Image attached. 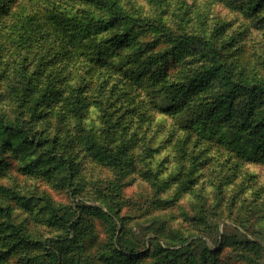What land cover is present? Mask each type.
Here are the masks:
<instances>
[{
  "label": "clouds",
  "instance_id": "1",
  "mask_svg": "<svg viewBox=\"0 0 264 264\" xmlns=\"http://www.w3.org/2000/svg\"><path fill=\"white\" fill-rule=\"evenodd\" d=\"M19 6L0 22V264H264V0H117L183 87L89 85L75 107L56 79L79 5Z\"/></svg>",
  "mask_w": 264,
  "mask_h": 264
},
{
  "label": "rangeland",
  "instance_id": "2",
  "mask_svg": "<svg viewBox=\"0 0 264 264\" xmlns=\"http://www.w3.org/2000/svg\"><path fill=\"white\" fill-rule=\"evenodd\" d=\"M22 2H24V0H6L5 6H2L3 4L0 5V22L7 20L9 23H12L26 17L28 15L27 8L19 6ZM73 2L77 3L79 6L69 12L68 19L73 21V24L67 29V35L69 37L67 44L68 51L64 52L62 61H57L59 67H57L56 82L62 84L66 83L69 88L72 89L71 95L75 97L72 102L74 107L79 104V96L82 94V90L88 89L89 85L94 87L97 91L107 89L109 94L115 96L116 101H119L120 98L125 95L122 91L124 81L138 83L144 77L150 80L152 79L147 73L142 74L144 71L142 67L144 62L153 59L154 65H158L162 62L163 54L160 52L164 53L173 50L171 46L165 49L163 44L158 43L155 39L148 40L145 38L141 40L140 36L142 33H134L132 27L126 22L117 24L116 26L114 25L115 27H107L108 24L101 25L97 23L98 16L106 17V20L110 17L108 0H73ZM90 13L93 14L91 19H89ZM93 20L96 21L98 27L93 26ZM85 34H95L104 47L97 46L96 48H91L83 46V37ZM76 43L80 45H76ZM74 48L77 49L75 52H73ZM108 53L124 54V62L117 68L119 75L109 68L108 60L105 59ZM56 55L57 53H52L48 60L41 58L37 60L36 63L41 67L48 65L50 70L52 67H55L51 64V60L56 59ZM99 60H101L103 64L94 70L93 67H95V65L92 61L98 62ZM176 68L177 66L172 69V72ZM24 70L35 76L39 69L25 66ZM121 76L123 80L120 79ZM87 77H91V79L85 83V78ZM155 81L154 83L156 84ZM156 85L160 86L159 84ZM49 87L51 88V85ZM51 90L55 92L61 91L62 89L53 88ZM43 96H48V93H43L42 98ZM52 98L53 97H49V99ZM116 101L113 102L114 113L120 111L119 107L114 106ZM37 104H39V101H37ZM117 119H119V117H117ZM5 133L11 136L8 128L0 131V136H3ZM4 143L7 144V140H5ZM36 147H40V144L37 143Z\"/></svg>",
  "mask_w": 264,
  "mask_h": 264
},
{
  "label": "trees",
  "instance_id": "3",
  "mask_svg": "<svg viewBox=\"0 0 264 264\" xmlns=\"http://www.w3.org/2000/svg\"><path fill=\"white\" fill-rule=\"evenodd\" d=\"M109 1V7H110V12L109 15L110 17L106 20V17H99L97 18V23L101 24V25H107L108 26H116L117 24H122L123 22H125V20L119 15V13L116 11V3L117 0H108ZM3 4V5H2ZM0 5L5 6L6 5V0H0ZM1 10V8H0ZM103 19V23H101V20ZM114 26V27H115ZM124 43V42H121ZM78 43H76L77 45ZM80 45V44H78ZM166 49V48H165ZM164 50V49H163ZM172 51H166V52H160L162 53V62H160L159 68H156L154 70V67L156 65H154V60H147L146 62L143 63L142 67L144 69V71L142 72V74L147 73L148 76H150L152 79L155 77V82L156 84H159L160 88H164V87H169V88H175L177 84H181V87H183V84L181 81L177 80L174 81L172 83H168L166 84V77H167V81L169 80V75L170 73H172V69L174 67H176L177 65L173 62L170 64V60L175 61V56L171 57L170 53H172ZM95 65V67H93L94 70H96L97 68H99V66H101L103 63L101 60H99L98 62L96 61H92ZM100 63V64H97ZM163 74L162 76L159 74ZM196 77H193V80H195ZM187 88H184V91L187 92Z\"/></svg>",
  "mask_w": 264,
  "mask_h": 264
}]
</instances>
